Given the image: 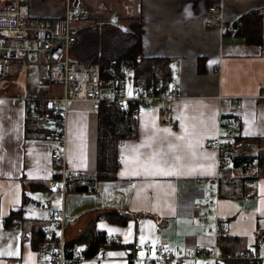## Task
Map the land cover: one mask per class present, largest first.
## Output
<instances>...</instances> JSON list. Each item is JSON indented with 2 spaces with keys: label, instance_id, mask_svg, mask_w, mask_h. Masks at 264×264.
Returning <instances> with one entry per match:
<instances>
[{
  "label": "crops",
  "instance_id": "obj_1",
  "mask_svg": "<svg viewBox=\"0 0 264 264\" xmlns=\"http://www.w3.org/2000/svg\"><path fill=\"white\" fill-rule=\"evenodd\" d=\"M212 5L220 8L222 30L202 24ZM64 8L65 0L58 11L41 0H28L30 16L60 17ZM70 9L88 11L86 17L73 21L77 29L97 21H114L124 28L139 22L142 56L164 67L167 82L177 85L178 98L171 104L167 122L160 120V101L137 112L136 137L117 142L115 179L96 185L107 184L108 203L79 197L72 181H67L64 211L75 221L66 225V242L74 240L96 214L116 211L129 217L124 226L94 222L96 231L124 246L107 248L112 258L132 256V245L142 244L143 236L144 241L166 247L215 248L226 263L243 264L237 256L264 241V16L261 41L256 44L245 42L232 26L250 10L264 11V0H70ZM25 78L24 71L16 79L19 88L9 80L0 88V253H5L0 255V264H48L34 253L30 235L45 219L40 199L59 197L50 157L58 143L48 137L45 125L28 117L24 106L13 100L39 95L23 87ZM57 87L49 86L51 95L61 94V89L59 94L54 92ZM224 118L236 122L232 128L235 144L223 145L216 153L207 145ZM95 138V106L70 103L65 120L67 171L83 172L85 179L93 175ZM219 156H228L231 163H220ZM250 160L256 161V167L247 166ZM214 180L220 219L216 239L207 234L202 218L208 186ZM12 211H18L20 223L4 224ZM105 262L128 264L115 260L77 264Z\"/></svg>",
  "mask_w": 264,
  "mask_h": 264
},
{
  "label": "built area",
  "instance_id": "obj_2",
  "mask_svg": "<svg viewBox=\"0 0 264 264\" xmlns=\"http://www.w3.org/2000/svg\"><path fill=\"white\" fill-rule=\"evenodd\" d=\"M87 15L86 9L71 11L70 0H65L63 15L54 18L30 16L28 0H0V85L9 78H21L27 65L34 64L40 95L13 97V100L24 106L28 117L45 125L48 137L58 143L50 157L56 167V179L53 182L59 185V197L55 201L49 195L40 199L46 214L39 231L45 235V240L36 247L34 253L45 257L48 264H77L90 260H115L116 263L124 261L128 264H186L195 261L202 264H228L217 255L215 248L166 247L154 241L133 244V255L122 258H112L108 256V251L86 258L81 255L78 245L65 247L66 225L75 221L74 216L66 215L64 211L66 184L72 181V185L81 186L85 179L83 172L67 171L65 168V120L69 104L89 102L96 106L99 102H115L125 110L129 103H134L138 112L151 102L160 101L163 112L160 120L167 122L171 104L178 98L177 85L168 83L163 89L162 79L147 87L135 84L130 69L124 64H120L116 71L108 70L107 76L102 77L98 65H85L71 59L69 51L77 35L73 21ZM202 24L222 30L220 8L210 6L202 18ZM261 52L264 53V50ZM50 85L59 86L61 94L51 95ZM234 125L235 121L220 119L219 132L208 143V148L218 153L223 145L235 144ZM219 162L229 165L231 160L228 156H219ZM251 166L256 167V161ZM208 197L202 218L208 225L207 234L216 239L220 236V219L216 215L219 200L217 180L209 184ZM55 202L57 206H54ZM14 223L18 225L20 221L15 219ZM104 241L109 244L115 239L106 236ZM237 259L243 264H264V241H258L242 251Z\"/></svg>",
  "mask_w": 264,
  "mask_h": 264
},
{
  "label": "trees",
  "instance_id": "obj_3",
  "mask_svg": "<svg viewBox=\"0 0 264 264\" xmlns=\"http://www.w3.org/2000/svg\"><path fill=\"white\" fill-rule=\"evenodd\" d=\"M262 16L264 11L260 10H250L242 14L235 21L236 28L233 32L243 37L247 43H259ZM141 34V25L136 21L127 28L119 26L114 21H97L77 29L76 39L70 47L69 54L71 59L82 64L98 65L102 77L107 76L108 70L116 71L120 64H124L132 71L135 84L147 87L155 84L158 79H162L164 89L168 84L167 71L163 66L155 63V59L142 56ZM95 112V168L93 175L87 177L83 183L88 189L90 185L88 182L91 180L96 185L99 181L115 179L118 168L117 142L135 138L137 135V111L134 103H129L124 110L115 102H99L95 106ZM256 160L259 162L260 159ZM251 161L247 163V166L251 164ZM73 187L76 186L73 185ZM91 190H94V186ZM18 217V211H12L3 219L4 224L8 225ZM96 220H105L111 224L124 226L129 217L116 211L98 213L89 221L84 231L74 240L66 242L65 247L78 245L81 247V255L86 258L104 254L107 248H123L124 246L116 240L109 244L104 241L107 235L95 230ZM44 240L45 235L39 230L30 235V243L34 249ZM231 258L228 257L227 260Z\"/></svg>",
  "mask_w": 264,
  "mask_h": 264
},
{
  "label": "rangeland",
  "instance_id": "obj_4",
  "mask_svg": "<svg viewBox=\"0 0 264 264\" xmlns=\"http://www.w3.org/2000/svg\"><path fill=\"white\" fill-rule=\"evenodd\" d=\"M41 2H42L43 5L44 4H49V7H52V9L54 11H58V9H60V7L63 6L64 0H41ZM25 69H26L25 70L26 78H25V82L23 81L25 83V85H23V87H25L26 90L28 92H30V93L33 90H36V93L39 92V95H40V87H39V85L37 83V80H36V68H35V65L34 64H28ZM8 80L11 81V83L16 84L17 88H19L20 82H16L17 81L16 79L10 78ZM56 89L57 90L54 91V92L56 94H59L60 93V88L57 87ZM0 91H1V89H0ZM23 91H24V89L21 88V92H23ZM27 91H25V92L27 93ZM92 182H93L92 180L88 182V184H90L88 191L78 193V195H82V196H79V197H83V198L88 197V198H90L92 200H96V201L99 200V201H101V203H103V202L108 203V200L110 199V196L107 193V191H105V189H104V186L107 185V184H103V186L100 187V184H99V186H96L98 182L96 183V185H95V183H92ZM93 186H94V190H91ZM97 188H98V190H97ZM71 198H73V196H71ZM64 202H65V200H64ZM75 204L78 205L77 202H75ZM71 205H72V201H71V199L69 197H67V206L70 207ZM88 223L89 222H87L85 224L84 229L87 227ZM84 229L81 230V232L84 231ZM101 264H111V263L105 262V263H101Z\"/></svg>",
  "mask_w": 264,
  "mask_h": 264
},
{
  "label": "snow or ice",
  "instance_id": "obj_5",
  "mask_svg": "<svg viewBox=\"0 0 264 264\" xmlns=\"http://www.w3.org/2000/svg\"><path fill=\"white\" fill-rule=\"evenodd\" d=\"M130 94H131V93H130ZM163 131H165L166 133L168 132L167 129H164ZM169 134H171V133H169ZM177 139H183V137H177ZM170 147H174V146H171V145H170ZM150 159L154 160L155 157L152 156V157H150ZM101 227H104V226L101 225ZM108 231H109V233H113V232L116 231V229H108ZM129 234H130V233H129ZM143 242H144V237L142 236V237H141V243H143ZM0 255H5V253H0ZM7 255H15V253L9 252V253H7ZM109 255H112V254L110 253ZM141 255H143V253H141Z\"/></svg>",
  "mask_w": 264,
  "mask_h": 264
},
{
  "label": "water",
  "instance_id": "obj_6",
  "mask_svg": "<svg viewBox=\"0 0 264 264\" xmlns=\"http://www.w3.org/2000/svg\"><path fill=\"white\" fill-rule=\"evenodd\" d=\"M75 2H76V0H75ZM232 28L233 29L236 28V23H233ZM86 191H88V187L86 185H81V186L75 187V192H77V193L86 192Z\"/></svg>",
  "mask_w": 264,
  "mask_h": 264
}]
</instances>
